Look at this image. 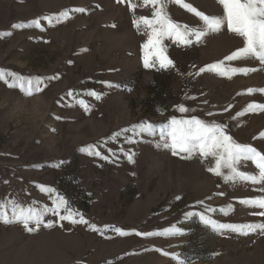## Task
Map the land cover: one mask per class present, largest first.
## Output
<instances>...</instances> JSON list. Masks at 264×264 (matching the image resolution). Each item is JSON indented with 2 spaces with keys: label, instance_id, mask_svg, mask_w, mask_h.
Here are the masks:
<instances>
[{
  "label": "rangeland",
  "instance_id": "rangeland-1",
  "mask_svg": "<svg viewBox=\"0 0 264 264\" xmlns=\"http://www.w3.org/2000/svg\"><path fill=\"white\" fill-rule=\"evenodd\" d=\"M185 2L208 16L223 15L218 0ZM131 3L135 11L128 0H0V69L44 80L43 91L32 97L0 81V202L43 211L63 196L89 222L61 220L63 209L46 212L39 226L29 225L33 231L0 222V264H177V255L190 264H264V233L218 234L186 217L209 207L217 211L205 214L219 223H262L255 213L264 210L239 201L264 196V185L226 183L207 170L214 166L211 157L173 155L156 146L158 134L123 132L150 123L158 133L173 117H195L224 125L236 142L264 153V111L247 110L264 105V92L247 94L264 89V65L252 58L226 60L244 41L225 25L188 45L165 39L175 68H146L145 56L154 58L144 48L147 30L133 21L151 19L153 9L143 0ZM76 8L85 11L52 25L45 19ZM166 11L181 26L203 27L178 4L169 3ZM221 61L257 70L231 78L200 71ZM181 105L189 111L181 113ZM90 145L101 156L82 151ZM241 170L257 172L251 161ZM91 224L108 230L101 235ZM173 226L183 234H136Z\"/></svg>",
  "mask_w": 264,
  "mask_h": 264
},
{
  "label": "snow or ice",
  "instance_id": "snow-or-ice-1",
  "mask_svg": "<svg viewBox=\"0 0 264 264\" xmlns=\"http://www.w3.org/2000/svg\"><path fill=\"white\" fill-rule=\"evenodd\" d=\"M223 7L222 16H208L196 8L192 7L185 0H143L145 6L151 5L153 12L152 18L144 16L134 20L133 23L140 28L141 25L147 30L148 40L144 45L145 50L151 52L154 57L149 60L148 56H145L144 66L154 67L157 63L160 68H175L174 62L166 55L164 46L165 39H174L179 44L188 45L192 42L191 38L199 41L201 37L208 33H215L226 25L228 30L237 36L243 38L244 47L240 48L232 55L226 57L227 61H233L237 59L252 58L261 65H264V0H218ZM128 3L133 11H135L136 5L128 0ZM169 3H175L183 7L189 12L194 13L203 22V27L200 29H191L187 25L181 26L174 22L167 14L166 7ZM85 9L76 8L70 9L60 13L56 17H45L49 25H52L54 21L59 22L62 19L70 18V12H83ZM33 23L39 27V20L33 21ZM15 27V26H14ZM255 68H235L226 67L224 61L208 66L206 69L200 71L216 72L222 76H228L231 74H244L247 75L256 71ZM13 82H9V79ZM0 81H4L10 88H19L26 96L32 97L43 91L44 80L41 77L25 78L20 77L16 73L5 71L0 69ZM107 87H113L111 84H107ZM254 91L264 92V89L253 90L249 89L247 94H252ZM68 96H73V92L69 91ZM90 96H94L96 99H100L101 95L95 91L88 93ZM79 103L85 108L86 111L89 107L84 104L83 101ZM248 111H264V105L250 104L248 105ZM181 113L188 112L189 109L183 105L179 106ZM155 126L150 123H142L135 126L133 129H124L123 132L132 131L135 135L148 134L159 135L160 143H157V147L170 149L173 155L177 153H186L190 158L193 154H198L202 159L212 158L214 166H209L208 171L217 176H222L226 183H251L253 185H264V153L258 151L255 147L248 144H241L236 142L231 135H229L225 129V126L216 122H206L199 118L189 119H177L173 117L166 127H161L157 133L154 130ZM121 133H117L119 136ZM264 136V134H262ZM129 143H134L135 140L127 138ZM89 155L101 156V153L96 150V146L90 145L86 149ZM132 155L128 154V159L132 162ZM102 159H107L106 156H102ZM251 161L254 163L257 172L255 174L247 173L241 170L242 162ZM264 191V187L260 189ZM50 194L54 193V189H46ZM56 207L49 209L44 208L43 211H38L33 207L25 208L18 205L15 201L0 202V222L3 223H20L28 231H33V228L29 227L31 223L39 226L43 221L42 217L46 212H53L59 215L61 210L66 213L60 215L61 220H69L71 223H84L89 222L83 218V215L75 211L69 206L68 201L63 196H56ZM241 204L264 210V196L246 198L239 201ZM9 208L11 210V216L9 217ZM217 210L214 208L205 207L204 212H188L186 217H196L199 221L209 227L212 231L222 234L223 231H231L240 234H247L252 232L264 233V222L262 223H243V224H224L219 223L215 219L207 216L205 213H215ZM223 211V209H221ZM224 214H227L226 212ZM261 217H264V211L255 213ZM79 217V219H75ZM91 230L100 232L101 235L104 231L108 230V226L104 229L98 228L96 225H89ZM112 231L117 232L119 235H127L119 228H112ZM137 235H143L150 237L152 235H174L183 234V230L173 226L172 228L164 230L162 233H136ZM168 255V253H163ZM177 264H190L186 258L182 256H173Z\"/></svg>",
  "mask_w": 264,
  "mask_h": 264
}]
</instances>
